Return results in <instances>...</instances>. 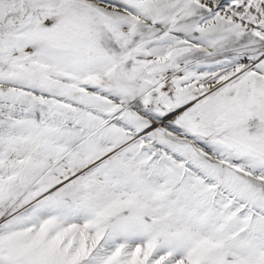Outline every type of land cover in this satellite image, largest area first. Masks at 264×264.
<instances>
[{"label":"snow or ice","instance_id":"snow-or-ice-1","mask_svg":"<svg viewBox=\"0 0 264 264\" xmlns=\"http://www.w3.org/2000/svg\"><path fill=\"white\" fill-rule=\"evenodd\" d=\"M0 264H264V0H0Z\"/></svg>","mask_w":264,"mask_h":264}]
</instances>
